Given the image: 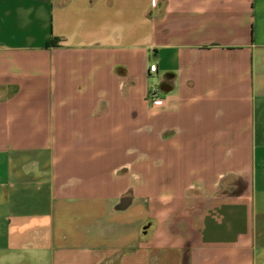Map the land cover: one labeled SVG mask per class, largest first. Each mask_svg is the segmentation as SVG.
Wrapping results in <instances>:
<instances>
[{
	"label": "crops",
	"instance_id": "crops-1",
	"mask_svg": "<svg viewBox=\"0 0 264 264\" xmlns=\"http://www.w3.org/2000/svg\"><path fill=\"white\" fill-rule=\"evenodd\" d=\"M0 264H264V0H0Z\"/></svg>",
	"mask_w": 264,
	"mask_h": 264
},
{
	"label": "rangeland",
	"instance_id": "rangeland-1",
	"mask_svg": "<svg viewBox=\"0 0 264 264\" xmlns=\"http://www.w3.org/2000/svg\"><path fill=\"white\" fill-rule=\"evenodd\" d=\"M150 92H151V90H150ZM145 143H146V145H145V147H144V149H145V155L147 156V157H151L152 156V134H151V130H146V137H145ZM146 174H147V172H146ZM147 182H151V179H146V183Z\"/></svg>",
	"mask_w": 264,
	"mask_h": 264
},
{
	"label": "built area",
	"instance_id": "built-area-1",
	"mask_svg": "<svg viewBox=\"0 0 264 264\" xmlns=\"http://www.w3.org/2000/svg\"><path fill=\"white\" fill-rule=\"evenodd\" d=\"M150 72L154 73L157 71V65H151L150 68H149ZM157 92H158V89L156 87H152L151 88V92H150V97L151 99L156 102V103H160L159 101V98L157 96Z\"/></svg>",
	"mask_w": 264,
	"mask_h": 264
}]
</instances>
